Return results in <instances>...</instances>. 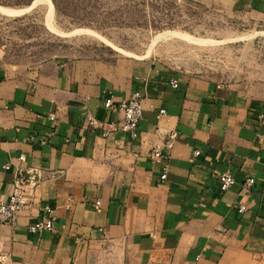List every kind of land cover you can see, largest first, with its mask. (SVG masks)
<instances>
[{
    "label": "crops",
    "instance_id": "crops-1",
    "mask_svg": "<svg viewBox=\"0 0 264 264\" xmlns=\"http://www.w3.org/2000/svg\"><path fill=\"white\" fill-rule=\"evenodd\" d=\"M36 1L9 10L22 15ZM217 1L264 15V0ZM135 91L143 119L131 139L118 129V106ZM89 116L101 127L88 128ZM170 134L177 138L162 181L151 152ZM0 137V201L16 178L32 180L17 226L0 223L7 264H264V98L243 84L157 60L81 58L19 71L0 57ZM222 173L235 179L226 192ZM46 206L54 230L29 233Z\"/></svg>",
    "mask_w": 264,
    "mask_h": 264
},
{
    "label": "rangeland",
    "instance_id": "rangeland-1",
    "mask_svg": "<svg viewBox=\"0 0 264 264\" xmlns=\"http://www.w3.org/2000/svg\"><path fill=\"white\" fill-rule=\"evenodd\" d=\"M33 0H0L16 8ZM0 11V57L19 71L51 61L147 59L178 73L243 84L264 98V15L217 0H51ZM19 15V16H18ZM165 34L181 37L164 39ZM7 264V263H5Z\"/></svg>",
    "mask_w": 264,
    "mask_h": 264
},
{
    "label": "built area",
    "instance_id": "built-area-1",
    "mask_svg": "<svg viewBox=\"0 0 264 264\" xmlns=\"http://www.w3.org/2000/svg\"><path fill=\"white\" fill-rule=\"evenodd\" d=\"M169 85L177 89L179 88V81L172 79L169 82ZM143 101L144 96L141 92L135 91L132 93L129 100L122 102L118 107L123 112V117L119 121L118 129L123 132L125 135L131 139H137L140 134V122L143 119ZM107 110L114 109L116 106L112 98H108L104 104ZM161 114H164L165 111H161ZM50 119L53 123H56V118L54 115L50 116ZM86 126L90 129H97L101 127V123L94 117L89 116L86 120ZM103 137L109 135V131L104 129L102 133ZM177 135L170 134L167 139L164 141L163 145H157L153 148L151 152V158L161 163L162 165V175L161 180L164 181L167 179L168 174V151L171 150L175 144ZM31 142H36V138L32 137ZM1 142V137H0ZM42 144H45V140H41ZM201 153L199 151L195 152V157L199 156ZM21 160H24V156H21ZM220 188L223 192L228 191L235 185L234 176L230 173H222L218 177ZM32 180H25L24 178H16L14 192L8 198L7 201H0V223L11 225L16 227L18 224L19 215L27 208L28 198L26 196L24 186L27 183H31ZM256 184L254 178H248L246 180V187L248 189L253 188ZM97 211L101 208V202L97 201L95 204ZM54 210L50 206H46L41 213V216L36 219V221L28 227V232L31 234H39L43 232H51L54 230L55 219L53 217ZM238 212L243 214L246 212V206L240 204L238 207ZM7 258L0 255V264H5Z\"/></svg>",
    "mask_w": 264,
    "mask_h": 264
},
{
    "label": "bare ground",
    "instance_id": "bare-ground-1",
    "mask_svg": "<svg viewBox=\"0 0 264 264\" xmlns=\"http://www.w3.org/2000/svg\"><path fill=\"white\" fill-rule=\"evenodd\" d=\"M0 11L1 12H4V13H14L15 11H11L9 10V8H3V7H0ZM49 15L52 16L53 14V6L51 4V2L49 3ZM182 35H178V34H165L163 36H161V38H164V39H170V38H176V37H181ZM183 37V36H182Z\"/></svg>",
    "mask_w": 264,
    "mask_h": 264
},
{
    "label": "trees",
    "instance_id": "trees-1",
    "mask_svg": "<svg viewBox=\"0 0 264 264\" xmlns=\"http://www.w3.org/2000/svg\"><path fill=\"white\" fill-rule=\"evenodd\" d=\"M29 5H31V4H29Z\"/></svg>",
    "mask_w": 264,
    "mask_h": 264
}]
</instances>
